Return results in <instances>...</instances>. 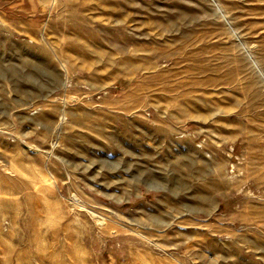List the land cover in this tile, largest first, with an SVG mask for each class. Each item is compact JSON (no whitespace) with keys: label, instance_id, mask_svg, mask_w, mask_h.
I'll return each mask as SVG.
<instances>
[{"label":"rangeland","instance_id":"rangeland-1","mask_svg":"<svg viewBox=\"0 0 264 264\" xmlns=\"http://www.w3.org/2000/svg\"><path fill=\"white\" fill-rule=\"evenodd\" d=\"M0 264H264V0H0Z\"/></svg>","mask_w":264,"mask_h":264}]
</instances>
